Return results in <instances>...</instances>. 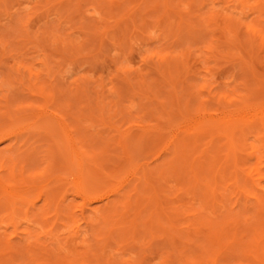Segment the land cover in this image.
<instances>
[{
    "label": "rangeland",
    "instance_id": "1",
    "mask_svg": "<svg viewBox=\"0 0 264 264\" xmlns=\"http://www.w3.org/2000/svg\"><path fill=\"white\" fill-rule=\"evenodd\" d=\"M155 1L0 0L1 128L9 122L8 116L3 115V112L7 110L5 105L7 99L13 108L26 107L30 102L34 103L35 101H32L35 98L36 101H39V97H36L39 96L36 88L43 85L46 92L48 91V95L51 90L52 95L56 93L57 99L55 98L54 102L60 108V113L67 117L78 145L84 147L83 149L87 150L88 154H92L93 159H96L99 167L102 166L103 171H113L115 166L120 164V174H122L126 170H124V166L126 168L128 166V169L131 167L129 160L126 159L127 150L125 148L123 150L124 143H128L133 156L137 159L134 161H138V163L148 161L154 165L156 161L162 160L161 157L156 158V153L160 152L162 146L160 144L162 142L159 143L156 139L160 138V135L163 140L165 139L169 126L175 120L178 121L181 117L180 110L186 108L184 106L187 105L186 109L190 115L195 113L219 114L222 102L220 97L232 96L233 91L246 95V99L252 102L264 98V45H262V38L247 26L248 23H253L252 25H255L257 29L262 30L259 32L264 33V0H164L162 2L158 0L161 3ZM167 1L168 3L165 4L164 2ZM242 11L243 13H241ZM185 22L191 23L193 28ZM195 34L196 36H194ZM209 41H214V44L211 45L212 48L210 47L211 50L207 49L208 45L211 44ZM251 70L254 71L258 81L252 78L253 71ZM35 72L40 74L36 75ZM32 83L38 86L36 87ZM41 83L43 84L41 85ZM48 84H51L52 87ZM32 86L34 91L31 90ZM175 86L179 98L181 97L183 100H180L182 103L176 101L177 99L174 97ZM34 93L36 94L35 97L33 96ZM189 101L190 104L188 105ZM184 103L186 105L181 107V104ZM238 103L239 101L235 100V104ZM163 106H165L166 111ZM198 108L200 109L194 113ZM144 126H151L150 128L157 126L158 129L154 128L157 133L155 130H153L154 133L150 132L151 134L156 133L155 136L148 132L149 136L145 135L139 140L137 137L141 136L140 130ZM144 129L143 133L145 132ZM133 136H136V140ZM35 137L34 140H39L32 143L35 144L34 147H37L33 152L35 155L33 160L28 158L27 155L29 154L25 155L26 152L21 155L17 152L21 161L27 160V170H40L47 164L46 157H49V152L46 154V149L47 144L52 143V141L43 140V135L39 138L37 135ZM137 139L140 149L133 148ZM40 141L41 143H38ZM155 141L160 146L154 144ZM5 144L0 143V148L4 147ZM55 145H53L54 149H56ZM147 146L149 147L147 148ZM158 148L159 151H157ZM101 149L105 150L102 156L99 155L102 159L95 157L96 154H94H98V151L101 152ZM40 158H43L44 161ZM98 166L95 167L98 168ZM97 168L92 170L97 172ZM167 171L168 176L165 173V177H163L166 178L165 180H169L168 182L163 180L161 175L159 180L154 177L161 183V186L158 185L159 188L165 187L164 192H161L162 189H160V198H164V195L165 197H172L173 202L174 197L177 199V195H180V199L182 197L184 203L186 202L188 206L191 205V210L197 207L199 212L204 211L203 216L207 221L210 215L208 216L207 211L199 207L200 204L194 203L193 193L181 191L183 193L181 194L179 191V188L182 189L186 183L182 182L176 171L172 172L170 168ZM99 172L102 171L99 170ZM99 172L97 181L105 182H100L99 188H111L112 183L116 182L114 181L115 178L113 177L114 179L110 181H113L111 184L108 182L110 184L108 187L106 181L109 180L104 179L103 174ZM158 174L159 172H156L155 176ZM126 175L128 174H124L123 177L131 176ZM70 178L68 180H71ZM121 179L122 184L124 179ZM70 185L71 183L69 185L67 183L68 187ZM185 187L187 188V186ZM67 189H64L67 190L65 192L62 190L67 193V198L65 194L64 198L68 200L64 199V201L72 202V204L63 201L61 207L71 205L69 212L74 210L70 213L72 218L69 216L61 220L56 219L54 215V217L52 216L54 210L51 211L54 207H51L52 209L49 210L51 214L42 215L43 219L37 213L40 215V221L35 219L37 215L35 218L31 216L35 220L33 221L34 226L32 224L30 228L31 223L29 225V222L27 223L24 219L20 220L16 227L7 224V220L1 221L0 219L2 227H0V264L1 262L3 264H48L54 259H65L72 264H79L83 261L88 264H104V262L109 264H164L163 261H166L165 264H187L184 257L179 258L180 254L178 255L177 249L180 248V244L178 242H175V245L171 243L168 239L170 234H166V230L163 232L162 229L155 227L152 229L154 231L159 230V232H154L150 230L151 228L146 227L147 220L150 219L149 225L151 222V218L148 219L150 213L147 214L149 210L145 212L147 216H140L142 221L138 218L141 222H139L138 228H141L140 225L147 221L146 226L143 225L146 229L143 228V230L148 229L149 234L148 230L147 233H144L143 230V233L141 231L140 233L133 229L135 232L133 235L134 232L131 233L130 229L128 232L122 231L123 233H121L123 229H119L116 230L117 232L109 231L110 235H106L109 232L106 230L107 226L105 228L103 225L105 223L100 221L99 216H93V213L86 209L87 206L84 208L80 196L75 193L72 194V190ZM189 190L192 191L190 188ZM121 192L120 194H122ZM37 193L34 194L37 195ZM32 196L34 195L32 194ZM199 198H196V201ZM41 199H37L36 207L43 204ZM169 201L172 204L171 199ZM22 207L21 212L23 214L19 211V216L25 215V207ZM36 207H30V209L33 208L36 212ZM122 209L120 206L118 210L128 214V217L134 214L132 209V212L129 211L130 209ZM46 211L49 212L47 209L43 212L46 213ZM2 212H0V216L4 218L3 216L8 211ZM199 212L196 214H200ZM74 213H76L74 216L77 217L78 215L77 219H74ZM45 216L46 219L44 220ZM48 216L53 218L48 220ZM125 216L123 215V217ZM149 216L151 217V214ZM5 219L7 218L5 217ZM65 219L67 220L65 221ZM54 220L56 223L58 220L60 221L58 225H55ZM73 220L77 221L74 222ZM196 220H201V218ZM165 223L167 225V222ZM75 225H80V227L73 231ZM184 225L183 222L177 223L176 227H184ZM50 227L53 228L52 235L54 234V237L57 235V237L54 238L51 235L49 231L52 229ZM14 229L18 230L17 233H13L16 232ZM168 229L173 231L171 227ZM78 230L81 234H74L75 232L78 233ZM25 231L30 234L33 233V235L31 234L33 237L28 233L32 238L25 236L23 234ZM36 231L40 232L38 234L40 236L35 235L38 233ZM41 231L45 233L42 234ZM173 232L176 233V231ZM106 236L107 238H105ZM26 237L28 240L25 239ZM170 240H172L171 237ZM176 246H178L177 249ZM191 248L194 249L193 246ZM3 252L4 254H2ZM186 253L191 254L193 263L190 264H204L203 262L200 263L201 259L197 255L198 252L193 254V251L187 250ZM16 257L17 259H15ZM69 262L66 264H71ZM217 264H223V262Z\"/></svg>",
    "mask_w": 264,
    "mask_h": 264
},
{
    "label": "bare ground",
    "instance_id": "2",
    "mask_svg": "<svg viewBox=\"0 0 264 264\" xmlns=\"http://www.w3.org/2000/svg\"><path fill=\"white\" fill-rule=\"evenodd\" d=\"M156 1L162 2L164 0H160V1L156 0ZM164 3L167 4L168 1ZM157 4L160 5L159 3ZM243 11L241 13H243ZM252 24L253 23H248L247 26H249L250 29L254 31L255 34L259 35L262 38V45H264V33L261 32L262 31L261 29H257V27ZM187 25L192 27L191 23L190 24L187 23ZM192 28H188V29H192ZM259 30L261 31L259 32ZM194 36H196V34ZM209 42H211V44L209 43L210 45H208L209 48L207 46L206 47L207 49L211 50L212 48L211 45L212 43L214 44V41L213 42L209 41ZM249 42L251 41L249 40ZM38 74L36 73V75ZM33 75L37 77L35 74ZM32 78L31 80H33ZM252 78L255 81H258V78L255 75L254 71L252 72ZM42 84L43 83H41V85ZM32 85L36 86L34 83H32ZM48 86H51V84L50 85L48 84ZM38 87L36 88V90H38L37 92L39 93L38 94L39 96L36 97L37 98L39 97L38 99L39 101H36L37 100L36 98L35 100L32 101V102L35 101L36 102V103L34 102L35 104L30 102V104L27 105L26 107H17L18 102L16 101L17 108H13V106L9 103L8 99H7V104H5L7 110L3 112V115L6 117L8 116L7 118L9 119V122L2 128L0 126V143H6L4 147L0 148V212L2 211H3L2 213H4V211L5 212L8 211V212L6 213V215L3 214L5 215L3 216L4 218L0 216L1 221L7 220L6 221L7 224L16 227L19 221L24 219V221H27V223L29 222L28 223L29 225L31 223V226L28 225L30 228L32 227V224L34 223L33 221L35 219L39 220L40 215L41 218L42 215H47V213L48 215H50L51 213L49 210H51L53 207L54 209H52L51 211L54 210L52 212L54 214H52V216L54 215L56 219L61 220L64 219V217L65 218L69 217L71 215L70 213L74 211L71 210V212H69L71 205L70 206L65 205L64 207H61V205H63L62 203L64 199L67 198L66 197L67 193L64 192L68 190L67 188H69L72 190L73 192L72 194L75 193L76 195L82 198L84 208H86L85 206H87L88 208L86 209H89L90 212L93 213V216L95 215H97V217L99 216L98 218L100 219V221L102 223H105L103 224L105 228L107 226L106 230H108V232L109 231L111 232L113 230L115 232L116 230L123 229L121 230V233H123L122 231L128 232V229H130L132 233L133 229L134 231L136 229L135 232L141 231L143 233L144 231L143 228L146 229L145 223L147 221L149 222L150 220L149 218H151L150 225L147 222L146 227L151 228L150 229L151 231L152 230L154 231V229L152 228L155 227L162 229L163 232H165L164 230H166V234L168 235L170 234L169 236L171 237L172 240H174V242H172V240H170L169 237L168 238L169 241L174 245L175 242H178L180 244L179 249H177L178 246H176V249L178 250V255L180 254L179 258H181V256L182 258L184 257V261H186L187 264L193 263V261L191 260V254L186 253L187 250H189L190 252L193 251V254L195 252H198L197 255L201 259L200 263L203 262L204 264H217L218 262H223V264H231V262L232 264H264V98L252 102L246 99V95L238 92L236 93L233 91L232 96L220 97V101L222 102H221V111L219 114L195 113L200 109L198 108L196 109V111H194L195 114L192 113L194 115H190L189 114L190 112L188 113V110L186 109L187 103L185 102L186 104L185 103L181 104V107L186 105L184 107H186L185 109L187 112L185 111V109H181L180 107H178L179 109H181L180 110L181 113L179 112L181 114V117L179 115L180 120L178 119L177 122L176 120L173 123L171 122L172 124L170 123L171 125L169 126V128L167 127L169 125L168 123V125L166 126L168 128V131L166 130L167 137L165 136V139L163 140L160 135V138L163 141L160 138L158 139H160L161 141L156 139L157 142L159 143L162 142L160 143L162 145L160 147L161 150L158 148L157 151L160 150V152L156 153L157 154L156 158L159 159L161 157L162 160H159L157 162L154 159L156 161L154 165L153 163H148V161L146 163L145 162L138 163V161H134L137 159H135L136 157L133 156L134 154L131 148H129V145H127L128 143L127 144L124 143L123 150L124 148L127 150L126 159L129 160L130 163L129 166L131 167L128 169V166L127 168L124 166V170L126 169L125 173L120 174V164H117L118 166H115L113 171L110 170H109L110 172L103 171L102 166L100 167L98 166L99 163L95 161L96 159L95 160L93 159L94 157L92 156V154L89 153L91 154L89 155L87 150L85 151L83 149L84 147H80L78 145V142L73 136L72 127L67 121V117H65L64 114L60 113L59 110L60 108H58V105H56L54 102L55 98L57 99V97H55L56 93L55 94L53 93L52 95L51 94L52 90H51L50 94L52 96L49 94L51 96L50 97L47 93L48 91L46 92V90L43 88L45 86L42 85V87L40 86L41 88ZM32 88L33 86L31 87V90L34 91L35 89ZM174 89H175L174 97L177 99L176 101L182 103L183 100L181 99V97L179 98L178 91L176 90V86L174 87ZM47 90L49 89L47 88ZM35 95L36 94L34 93L33 96L35 97ZM235 100H238L239 103L235 104ZM1 102L3 101L1 100ZM189 104L190 101L188 102V105ZM192 104H194V102H192ZM178 105H180V103ZM163 107L165 108V106ZM205 109L207 110L206 106ZM164 110L166 111V108ZM150 127L151 126L149 127L144 126L145 129L144 128L143 129L145 131L144 132L145 134L143 133V129L141 128L142 130H140V132H142V134L141 136L138 135L139 137L137 138L142 139L143 136L148 135V132L154 133L156 131L154 128H156L157 126H154V128L152 127L153 129ZM151 133L150 135L155 136L157 131L155 134H151ZM41 134L43 135V140L47 139L48 142L49 140H51L52 143H54V144L52 143L47 144V149L45 148L47 150L46 154H48L49 152V157L48 158L46 157V159L48 160L45 159L47 164L44 165L40 170H31V169H30L31 171L27 170L28 169V167H26L27 160L25 161L26 163L21 161V158L18 157L17 152L19 153V155H21L22 153L24 154L26 152L25 155L29 154L27 155L28 158L30 159L34 158L35 155L33 154V152L37 149V147L36 146L34 147L35 144L33 145L32 143H35L33 141L39 140V139L34 140V138H36L35 135H37V138H39V136H42ZM135 138L136 136L134 137V139ZM138 139L137 141L134 142L133 145H135V147L133 146V148H137V149L139 148ZM83 140L86 141L85 139ZM156 141L154 144L160 146V144L156 143ZM38 143H41V141ZM31 145L33 146L31 147ZM53 145L56 146L55 147L56 149H54ZM148 147L149 146H147V148ZM104 149L106 148L104 147ZM104 149H101L102 150L101 152L98 151V154L94 153L96 154L95 157H99L102 159L101 156L102 154H104L103 152L105 151ZM151 150L152 148L150 149V151ZM92 162L95 164L94 166ZM95 166H98V168ZM94 168H97L96 170L98 171L94 172V170H92ZM169 168L170 171L172 169V172L176 171V173H178L177 174L178 177H180L182 182L184 181V183H186L185 186H187V188L183 186L182 189L179 188V191L180 192L183 191L184 193L192 192L193 196L192 195L191 196L193 197V200L195 199L194 203L196 204L198 203V205L200 204L201 206L199 205V207H202L201 209H205L207 211L208 216L210 215L209 219L207 218L208 219L207 221L205 219V216H203L204 211L199 212L196 209L197 207L196 208L194 207L196 210L194 208L193 210H191V205L188 206L186 202L185 204L183 198L181 197L180 199V195H177V199L176 197H174L175 199L173 200L174 204L172 202V197L171 198L167 196L165 197L164 194H161L164 195L163 196L164 198H160L159 195L160 189L163 190V191L161 190V192H164L165 187L163 188L162 186L159 188L158 185L161 186L160 185L161 183H159L157 179L159 180V176L161 175L163 177L165 173H166L165 175L168 176L167 169ZM127 169H128V173L126 172ZM99 170L102 172H99ZM98 172L100 174H103V177H105L104 179L107 178L106 180H109L106 181L107 186L108 185L110 186V184L113 182L110 181L114 178H115L114 181L116 182L113 183L116 184L114 185L112 183L111 188L108 186L109 189H105V188L100 189L99 185L101 181H97ZM156 172L157 173L159 172L158 176H155ZM124 174L131 175L132 178L131 176L128 175H126L128 177H123ZM69 177H71L70 178L71 180H68ZM122 177L124 180L121 179ZM154 177L157 179H154ZM120 179L123 180L122 184ZM165 179L166 178H164L163 180ZM68 181L71 183L69 187L67 186V183L68 185L70 184ZM165 181L168 182L169 180H165ZM102 182L105 183L104 181ZM108 182L110 184H108ZM120 185H122V187H120ZM64 186L65 188H63ZM188 186L190 189H192V191L191 190H189L190 192L188 191L189 189ZM120 188L122 189L120 190ZM123 188H125L126 190ZM121 191L124 192L122 193ZM120 192L122 194H120ZM34 193H37V195ZM32 194L34 196H32ZM64 194L66 198H64ZM112 194L113 196H111ZM181 194L183 193L181 192ZM35 195L36 198H34ZM41 197H43L44 200L41 199ZM169 198L171 199L172 204L169 203L170 202ZM196 198L199 199H197L196 201ZM37 199H41L42 200L41 203H43L37 205L38 207H36ZM179 200L181 201L179 202ZM67 202L68 201L66 202L64 201V203ZM181 202H183L184 204ZM70 203L72 204V202ZM70 203L68 202V204ZM97 203L100 204L97 205ZM179 203H181L180 205L182 206L178 205ZM228 203L230 204L228 205ZM22 206L25 207L24 208L25 215L23 216L21 215L22 216L21 217L19 215L20 212L23 210ZM120 206L124 210L125 209L127 210L130 209L129 211H131V209L132 211L134 210L133 212L131 211L134 214L132 216L129 215L130 217L129 218L128 214H125L124 212L122 211L120 212L118 210ZM30 207H36L37 209V210L35 209L36 212L33 210V208L30 209ZM45 209H47L49 212L47 211L46 213L43 212L45 211ZM201 209L200 211H202ZM147 210H149L147 214L150 213L151 217L149 216L150 215L149 214L148 215L149 220H147L144 224L142 223L140 225V227L142 226L141 228H138L139 227L138 224L140 222L138 218H140L141 215H146L145 212ZM196 211L200 213L198 214L199 216L196 214L197 213ZM37 213H39L40 215H38ZM75 214L76 213H74L73 216ZM123 215L124 216L126 215L125 216L126 218L123 217ZM187 215H192L193 217L192 216L187 217ZM196 215L197 218L198 219L201 218V220H196L197 219ZM31 216H33V218H35L36 216V218L33 219ZM5 217L7 219H5ZM48 217H47L48 220L50 218L51 219L53 218L50 216ZM191 217L192 219H190ZM77 218L78 215L77 217L74 216V219ZM45 219L46 216L44 220ZM67 219H65V221ZM59 220L58 222H60ZM65 221H63L64 224H66ZM73 221L76 222L77 220H73ZM54 222L55 225H58V222L56 223L55 220ZM165 222H167V225ZM182 222L183 224H185L184 227L179 226L177 228L176 227L177 223H182ZM111 224L113 225L112 227ZM143 225L145 226L143 227ZM51 227L50 229H52V231L50 230L49 232L52 235L53 228ZM77 227H80V225L79 226L75 225L73 231ZM170 227L173 229V231H176V233H174L172 230L169 231L168 228ZM33 228L32 231H34ZM137 229H141V230H137ZM14 230L16 231V229ZM147 230H145L144 233H147ZM17 231L16 232L12 231V232L17 233ZM155 231L159 232V230H155ZM167 231H169V233H167ZM110 232L109 234L106 235H110ZM135 232L133 235H135ZM170 232L174 234H171ZM25 233L23 234L25 236H28L29 238L33 235V233H31L32 234L31 235L27 231H25ZM27 233L31 236H29ZM36 234L37 236H40L38 235L40 234V232L35 233V235ZM74 234L80 235L81 233H79L78 230V233L75 232ZM148 234H149V230H148ZM28 237H26L25 239L28 240ZM53 237H51V239L55 241ZM55 237H57V235ZM105 238H107V236ZM5 246L7 245L5 244ZM192 246L194 249L191 248ZM176 249L175 251H177ZM2 254H4V252ZM55 256L57 257V254ZM15 259H17V257ZM67 261L68 260L65 261V259L64 260L54 259L53 262L51 263L49 262L48 264H66L69 262ZM83 262L79 264H83ZM163 262L165 264L166 261ZM85 263L86 262H84V264ZM105 263L106 262H104V264ZM1 264L3 263L1 262Z\"/></svg>",
    "mask_w": 264,
    "mask_h": 264
}]
</instances>
